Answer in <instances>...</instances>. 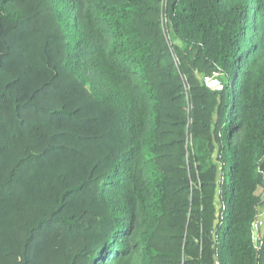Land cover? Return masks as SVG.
Returning <instances> with one entry per match:
<instances>
[{
	"label": "trees",
	"instance_id": "1",
	"mask_svg": "<svg viewBox=\"0 0 264 264\" xmlns=\"http://www.w3.org/2000/svg\"><path fill=\"white\" fill-rule=\"evenodd\" d=\"M260 190L264 0H0V264H264Z\"/></svg>",
	"mask_w": 264,
	"mask_h": 264
},
{
	"label": "rangeland",
	"instance_id": "2",
	"mask_svg": "<svg viewBox=\"0 0 264 264\" xmlns=\"http://www.w3.org/2000/svg\"><path fill=\"white\" fill-rule=\"evenodd\" d=\"M168 38H169V45H170V49L172 50L173 46H181V42L179 40H177L170 32L168 33ZM174 55V54H173ZM178 65V63H177ZM198 79L199 81L204 85V78L206 77H212L214 80H217L219 82L220 87L222 86V81H223V76L220 75V73L213 71L211 74H203V73H197ZM205 86V85H204ZM221 90V88L219 89ZM214 118H218L217 115L214 116ZM217 162V161H216ZM218 166V174H217V183L219 184L221 182L222 176H221V165L217 163ZM261 194V198L264 200V192L260 190ZM219 190H217L216 193V197H215V206L218 209L219 206L221 205L220 199H219ZM264 209V206L263 208ZM259 216L260 219H264V210H261V212H259Z\"/></svg>",
	"mask_w": 264,
	"mask_h": 264
},
{
	"label": "built area",
	"instance_id": "3",
	"mask_svg": "<svg viewBox=\"0 0 264 264\" xmlns=\"http://www.w3.org/2000/svg\"><path fill=\"white\" fill-rule=\"evenodd\" d=\"M204 85L212 91H216L221 88L219 82L217 80H214L212 77L204 78ZM262 224L263 221L262 219H260V216L258 215L257 219L253 223L254 240H256V237L258 236L257 232L261 228ZM215 264H219V263L216 261Z\"/></svg>",
	"mask_w": 264,
	"mask_h": 264
}]
</instances>
